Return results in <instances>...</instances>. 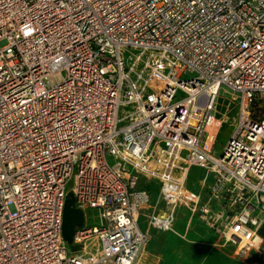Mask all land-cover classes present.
<instances>
[{"label":"built area","instance_id":"built-area-1","mask_svg":"<svg viewBox=\"0 0 264 264\" xmlns=\"http://www.w3.org/2000/svg\"><path fill=\"white\" fill-rule=\"evenodd\" d=\"M222 85L239 103L214 152ZM180 206L264 264V0H0V264H134L138 218L170 230Z\"/></svg>","mask_w":264,"mask_h":264},{"label":"rangeland","instance_id":"rangeland-1","mask_svg":"<svg viewBox=\"0 0 264 264\" xmlns=\"http://www.w3.org/2000/svg\"><path fill=\"white\" fill-rule=\"evenodd\" d=\"M232 99V92L230 88L225 85H222L218 91V100L222 102H227ZM239 103V100H234L233 104L236 106ZM213 113V112H212ZM120 114H122V109L120 110ZM236 112L233 111V116H228V122L225 123V126L220 131L215 145H214V152H219L223 145L226 143L228 136L233 130V118L236 116ZM109 163H112V159L108 157ZM203 171L200 168L194 167L190 174H189V183L192 184L194 190H197V181L200 177H202ZM72 185V181L67 184V190H70ZM143 186V185H142ZM153 197L156 198V195L153 194ZM85 216L88 218V224H96L98 221L97 211L96 210H86L84 211ZM178 213V212H177ZM184 221L185 216L184 214H178V219H176L174 226L177 230L183 231L184 228ZM196 221V220H194ZM193 221V222H194ZM198 221V220H197ZM201 221V220H200ZM199 223V227L204 230H209L204 223ZM203 223V224H202ZM188 229L193 230L194 224ZM174 230L173 223L171 225L170 231ZM174 235L171 232H167L164 236L160 237V235H156L158 232L153 231L152 234L157 236V240H169V242H165V247L171 248L167 251L164 247H156L153 241V236L148 233L147 240L145 241L144 245L141 247L140 251L137 254V257L134 261V264H159L160 262L165 263H173V264H239V261L235 259V251H236V244H233L229 241H226L217 236V239L211 243L212 248L220 249L221 252L219 255L216 253L215 249L207 250L206 246L203 245H196L193 246L191 249L187 248V244L185 239H189L185 235V231L179 232ZM204 238V237H203ZM153 242V243H152ZM71 245V248L76 249L78 245H73L71 242H68ZM186 249H182L185 248ZM145 248L146 252L143 253V249ZM182 250V251H181ZM143 253V254H142Z\"/></svg>","mask_w":264,"mask_h":264},{"label":"crops","instance_id":"crops-1","mask_svg":"<svg viewBox=\"0 0 264 264\" xmlns=\"http://www.w3.org/2000/svg\"><path fill=\"white\" fill-rule=\"evenodd\" d=\"M233 111L236 112L234 104H231L228 101L222 102V101L217 100L216 108L213 111V113H211L212 119L218 120V122H219L218 127L216 128V131H215L213 138H212L213 150H214V145H215L216 139H217L220 131L225 126V123L228 122V116L229 117L233 116ZM235 118H236V116L233 118V121L235 120ZM193 168L190 169V172ZM190 172H189V174H190ZM188 179H189V175H188ZM188 184H189V186H192L193 182H192V184H190L189 180H188ZM139 186L140 187H146L148 189V191L150 193V198H151V204H150L151 206L150 207H152L156 212H162L164 210V207H163L162 203L160 201H158V187H157L156 181L146 180V179L141 178L140 182H139ZM153 194L156 195V198L153 197ZM178 214H184V216H185V221H184L185 230H183V231H185L186 237L189 238V239H185L188 249H191L193 246H196V245L206 246L207 250L215 249V248L211 247V243H213L214 240L217 239V235L215 234V232L212 231L207 226H205V227H207L209 230H204L201 227H199V223H197V222H201V221L199 220L197 215L194 214V215L190 216V211L188 209H186L185 207H182V206L178 207L175 211V217H174V221H173L174 230H172V231H170V230H159V229L152 228V227L148 226L146 219L143 216H140L138 218V224L142 230L147 231L149 234H151L153 236V241H154V244L156 247L162 246L167 251L170 249V251H168V252H170V254H171V248L165 247L166 245L164 244V241L169 242V240H163V239L157 240L158 238L156 235H160V237H162L167 232H171L172 234L175 235L177 233V231H179L174 226L176 219H178ZM194 220H196V221H194ZM192 223L194 224V226H193L194 229L193 230L188 229L189 227L192 226L191 225ZM153 231H157L158 233L156 235H154V234H152ZM183 231H179V232H183ZM182 249H186V247L182 248ZM215 251L218 255L221 252V250L217 249V248L215 249ZM145 252H146V250H145ZM159 264H163V263L160 262ZM165 264H169V263H165ZM239 264H241L240 261H239Z\"/></svg>","mask_w":264,"mask_h":264},{"label":"water","instance_id":"water-1","mask_svg":"<svg viewBox=\"0 0 264 264\" xmlns=\"http://www.w3.org/2000/svg\"><path fill=\"white\" fill-rule=\"evenodd\" d=\"M83 213L80 209L73 206V196L71 192L67 193L62 216V237L71 242L74 230L82 225Z\"/></svg>","mask_w":264,"mask_h":264},{"label":"bare ground","instance_id":"bare-ground-1","mask_svg":"<svg viewBox=\"0 0 264 264\" xmlns=\"http://www.w3.org/2000/svg\"><path fill=\"white\" fill-rule=\"evenodd\" d=\"M218 120H214V119H211L210 121H209V123L206 125V130L208 131V138H207V140H206V142H207V144L209 145L210 144V142H211V139L213 138V135H214V133H215V131H216V128L218 127ZM89 243H86L85 244V250H88V247H89ZM237 248H239V247H237ZM145 249V248H144ZM143 249V253H145V250ZM182 251V250H181ZM142 253V254H143ZM173 264V263H172Z\"/></svg>","mask_w":264,"mask_h":264},{"label":"trees","instance_id":"trees-1","mask_svg":"<svg viewBox=\"0 0 264 264\" xmlns=\"http://www.w3.org/2000/svg\"><path fill=\"white\" fill-rule=\"evenodd\" d=\"M262 233H264V231H262Z\"/></svg>","mask_w":264,"mask_h":264}]
</instances>
